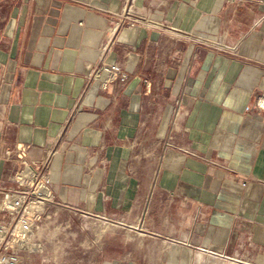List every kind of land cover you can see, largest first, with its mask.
Wrapping results in <instances>:
<instances>
[{
  "label": "crops",
  "instance_id": "0c3cea01",
  "mask_svg": "<svg viewBox=\"0 0 264 264\" xmlns=\"http://www.w3.org/2000/svg\"><path fill=\"white\" fill-rule=\"evenodd\" d=\"M102 62L128 78L101 88ZM261 97L264 0H0V222L23 158L54 193L40 250L9 251L264 264Z\"/></svg>",
  "mask_w": 264,
  "mask_h": 264
},
{
  "label": "built area",
  "instance_id": "2783aa9c",
  "mask_svg": "<svg viewBox=\"0 0 264 264\" xmlns=\"http://www.w3.org/2000/svg\"><path fill=\"white\" fill-rule=\"evenodd\" d=\"M119 17V23L129 21L135 24L138 21L131 17L130 9L127 8ZM90 78L106 89L117 80H126L128 74L116 64L109 66L102 62L94 67ZM257 106L264 107L263 97L258 98ZM14 178L16 187L5 191L2 209L15 219V223L8 227L0 222V264H19L20 256L10 252V249L26 252L40 250L34 234L47 201L54 197L48 174L35 162L23 158L22 166L15 172Z\"/></svg>",
  "mask_w": 264,
  "mask_h": 264
},
{
  "label": "bare ground",
  "instance_id": "6f19581e",
  "mask_svg": "<svg viewBox=\"0 0 264 264\" xmlns=\"http://www.w3.org/2000/svg\"><path fill=\"white\" fill-rule=\"evenodd\" d=\"M217 258H218V256L213 257L212 260L217 261V260H216Z\"/></svg>",
  "mask_w": 264,
  "mask_h": 264
},
{
  "label": "rangeland",
  "instance_id": "374dc122",
  "mask_svg": "<svg viewBox=\"0 0 264 264\" xmlns=\"http://www.w3.org/2000/svg\"><path fill=\"white\" fill-rule=\"evenodd\" d=\"M38 242V241H37ZM231 259L225 260V261H230Z\"/></svg>",
  "mask_w": 264,
  "mask_h": 264
}]
</instances>
